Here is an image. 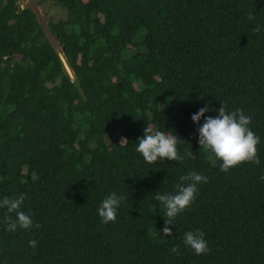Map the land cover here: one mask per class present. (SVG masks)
<instances>
[{
  "label": "trees",
  "instance_id": "16d2710c",
  "mask_svg": "<svg viewBox=\"0 0 264 264\" xmlns=\"http://www.w3.org/2000/svg\"><path fill=\"white\" fill-rule=\"evenodd\" d=\"M53 1L67 17L48 28L72 77L34 12L0 0V199L26 195L41 226L7 232L0 209V264H264V0ZM220 103L251 116L259 165L223 173L200 149L191 117ZM146 127L196 158L147 163ZM189 171L208 182L165 237L155 196ZM113 192L125 199L104 224ZM196 230L205 254L182 242Z\"/></svg>",
  "mask_w": 264,
  "mask_h": 264
},
{
  "label": "clouds",
  "instance_id": "9594fccd",
  "mask_svg": "<svg viewBox=\"0 0 264 264\" xmlns=\"http://www.w3.org/2000/svg\"><path fill=\"white\" fill-rule=\"evenodd\" d=\"M219 109H212L210 105L200 108L191 117L193 123L197 124L198 144L200 149L212 153L220 161V171L229 172L230 169L244 163L259 165L258 145L260 137L251 130L252 118L237 108L229 111L226 104L220 103ZM209 111H216L217 115L206 116ZM204 117V123L200 125L201 118ZM110 141V140H109ZM128 142L126 138H121V144ZM185 142L172 131H155L148 127L144 130V135L139 139L136 151L142 155L143 159L149 163H157L162 160L182 162L185 158L195 159L191 150H186L184 155H180L177 145ZM120 144V145H121ZM264 180V176L261 177ZM208 178L201 173L189 171L187 174L179 177L175 185L174 193L157 192L155 199L160 202L164 208V227L161 233L165 237L172 236V226L175 218L185 211L195 200L198 185L207 183ZM26 195L5 196L0 199V209H6L3 217L4 230L15 232L17 229L30 230L35 227L39 229V224H33L29 213L22 210V205ZM125 197L110 193L100 203L97 211L104 224L115 222L117 209L124 201ZM15 214L13 218L10 214ZM183 244L191 248L196 255L205 254L210 251L204 233L200 230L188 231L183 234ZM38 241L30 240L29 247L35 249ZM173 253L179 252V246L171 248Z\"/></svg>",
  "mask_w": 264,
  "mask_h": 264
},
{
  "label": "rangeland",
  "instance_id": "374dc122",
  "mask_svg": "<svg viewBox=\"0 0 264 264\" xmlns=\"http://www.w3.org/2000/svg\"><path fill=\"white\" fill-rule=\"evenodd\" d=\"M17 4L20 8H30L36 15V19L41 25L47 39L52 44L61 58L65 71L72 77V73L68 69L63 56L61 54V48L56 38L50 33L48 28L49 20L58 21L60 19H66L67 11L57 5L53 0H17Z\"/></svg>",
  "mask_w": 264,
  "mask_h": 264
}]
</instances>
